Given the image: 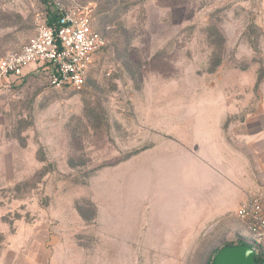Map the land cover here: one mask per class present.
<instances>
[{
    "label": "rangeland",
    "instance_id": "374dc122",
    "mask_svg": "<svg viewBox=\"0 0 264 264\" xmlns=\"http://www.w3.org/2000/svg\"><path fill=\"white\" fill-rule=\"evenodd\" d=\"M76 7L106 40L83 88L53 89L33 67L0 79V264H207L227 244L264 249L236 215L200 221L190 178H162L186 173L180 145L222 96L231 122L264 97V0H0V59L47 11Z\"/></svg>",
    "mask_w": 264,
    "mask_h": 264
},
{
    "label": "crops",
    "instance_id": "0c3cea01",
    "mask_svg": "<svg viewBox=\"0 0 264 264\" xmlns=\"http://www.w3.org/2000/svg\"><path fill=\"white\" fill-rule=\"evenodd\" d=\"M212 113L206 114L203 126L192 133V139L180 145L188 157L186 173L162 177L190 178L188 200L194 201L197 212L203 207L200 221L208 226L236 215L238 207L249 198L264 196V97L240 121H228L223 96L219 112Z\"/></svg>",
    "mask_w": 264,
    "mask_h": 264
},
{
    "label": "built area",
    "instance_id": "2783aa9c",
    "mask_svg": "<svg viewBox=\"0 0 264 264\" xmlns=\"http://www.w3.org/2000/svg\"><path fill=\"white\" fill-rule=\"evenodd\" d=\"M89 13L88 7H76L60 10L49 20L45 14L47 17L19 51L0 59V79L19 78L33 67L40 68L53 89L83 88L92 56L106 46L105 38L92 27ZM236 217L252 240L264 246V196L246 200L238 207Z\"/></svg>",
    "mask_w": 264,
    "mask_h": 264
},
{
    "label": "water",
    "instance_id": "95a60500",
    "mask_svg": "<svg viewBox=\"0 0 264 264\" xmlns=\"http://www.w3.org/2000/svg\"><path fill=\"white\" fill-rule=\"evenodd\" d=\"M254 248L244 245H225L212 257L210 264H255Z\"/></svg>",
    "mask_w": 264,
    "mask_h": 264
},
{
    "label": "trees",
    "instance_id": "16d2710c",
    "mask_svg": "<svg viewBox=\"0 0 264 264\" xmlns=\"http://www.w3.org/2000/svg\"><path fill=\"white\" fill-rule=\"evenodd\" d=\"M55 14H57V12H54V13H50L48 11L46 12V15L47 16H52V17H49L48 20L50 18H54V16H56ZM238 244H244V245H248V246L254 248V250L256 252V255H255V264H264V249H262L260 247H255L254 245H251V244H248V243H245V242H240ZM227 245H230V244H227ZM211 260L207 264H210L211 263Z\"/></svg>",
    "mask_w": 264,
    "mask_h": 264
}]
</instances>
